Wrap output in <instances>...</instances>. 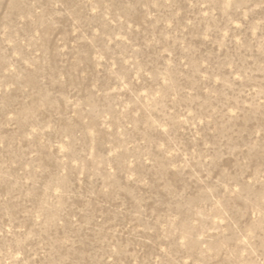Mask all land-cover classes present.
<instances>
[{
  "label": "rangeland",
  "instance_id": "rangeland-1",
  "mask_svg": "<svg viewBox=\"0 0 264 264\" xmlns=\"http://www.w3.org/2000/svg\"><path fill=\"white\" fill-rule=\"evenodd\" d=\"M0 264H264V0H0Z\"/></svg>",
  "mask_w": 264,
  "mask_h": 264
}]
</instances>
